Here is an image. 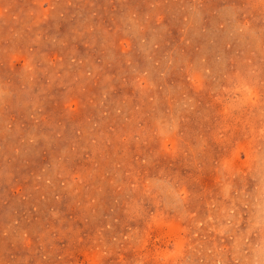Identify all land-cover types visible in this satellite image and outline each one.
<instances>
[{
    "label": "rangeland",
    "instance_id": "374dc122",
    "mask_svg": "<svg viewBox=\"0 0 264 264\" xmlns=\"http://www.w3.org/2000/svg\"><path fill=\"white\" fill-rule=\"evenodd\" d=\"M0 264H264V0H0Z\"/></svg>",
    "mask_w": 264,
    "mask_h": 264
}]
</instances>
